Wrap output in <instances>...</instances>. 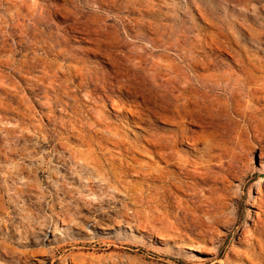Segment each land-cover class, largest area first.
<instances>
[{
  "label": "rangeland",
  "instance_id": "rangeland-1",
  "mask_svg": "<svg viewBox=\"0 0 264 264\" xmlns=\"http://www.w3.org/2000/svg\"><path fill=\"white\" fill-rule=\"evenodd\" d=\"M0 87V264H264V0H0Z\"/></svg>",
  "mask_w": 264,
  "mask_h": 264
},
{
  "label": "bare ground",
  "instance_id": "bare-ground-1",
  "mask_svg": "<svg viewBox=\"0 0 264 264\" xmlns=\"http://www.w3.org/2000/svg\"><path fill=\"white\" fill-rule=\"evenodd\" d=\"M19 66V65H18ZM212 66V65H211ZM51 67V66H50ZM46 70V69H45ZM42 71V70H41ZM20 74V73H19ZM59 74H61V73H59ZM211 77V76H210ZM167 78V77H166ZM52 80V79H51ZM54 80H52V82H53ZM54 83V82H53ZM173 85V84H172ZM174 87V86H173ZM1 88V87H0ZM167 89V88H166ZM168 90V89H167ZM8 91V90H7ZM168 92H169V90H168ZM167 94V93H166ZM14 95V94H13ZM170 95V94H169ZM17 96H19V95H17ZM16 96V97H17ZM168 96V95H167ZM181 97V96H180ZM18 99V98H17ZM24 102V101H23ZM50 102V101H49ZM53 105V104H52ZM27 106V105H26ZM168 106V105H167ZM21 107V106H20ZM9 115V114H8ZM8 120H10V119H8ZM29 120V119H28ZM15 121V120H14ZM29 122H31V121H29ZM33 122V121H32ZM64 124V123H63ZM27 127V126H26ZM80 135V134H79ZM179 138V137H178ZM8 141V140H7ZM39 142V141H38ZM98 142V141H97ZM103 142H105V141H103ZM163 142V141H162ZM9 143V142H8ZM94 144V143H93ZM165 144V143H164ZM117 145V144H116ZM167 145V144H166ZM163 147V146H162ZM164 148V147H163ZM89 151V150H88ZM23 154V153H22ZM33 154V153H32ZM34 155V154H33ZM163 156V155H162ZM170 156V155H169ZM37 157H39V156H37ZM34 159V158H33ZM46 159V158H45ZM29 160V159H28ZM34 161V160H33ZM15 162V161H14ZM187 174V173H186ZM188 175V174H187ZM76 179V178H75ZM192 180V179H191ZM178 185V184H177ZM62 187V186H61ZM90 221V220H89ZM87 223V222H86ZM86 225V224H85ZM97 225V224H96ZM77 226V225H76ZM79 227V226H78ZM81 227H83V226H81ZM96 228V227H95ZM85 229V228H84ZM97 229L98 230H100V231H107L108 230V228H106V227H104V226H101V227H97ZM51 231V230H50ZM46 232V231H45ZM81 232H84V233H89V230L86 228V230H81ZM51 233V232H50ZM51 236L52 237H54V233H52L51 234ZM3 247V246H2ZM4 247H6V246H4ZM7 249V248H6ZM187 250H189V251H192L191 250V248H186ZM210 249V248H209ZM212 249V248H211ZM9 251V250H8ZM202 251H204V252H207V253H211V252H209V251H206V250H202ZM11 253H12V251H10ZM212 254V253H211Z\"/></svg>",
  "mask_w": 264,
  "mask_h": 264
}]
</instances>
